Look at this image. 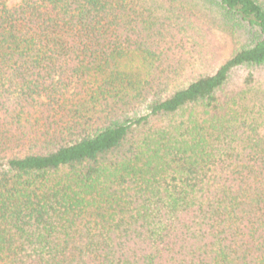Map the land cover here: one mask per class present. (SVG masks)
<instances>
[{"label":"trees","instance_id":"obj_1","mask_svg":"<svg viewBox=\"0 0 264 264\" xmlns=\"http://www.w3.org/2000/svg\"><path fill=\"white\" fill-rule=\"evenodd\" d=\"M202 1L212 71L156 0H0V264H264V0Z\"/></svg>","mask_w":264,"mask_h":264},{"label":"rangeland","instance_id":"obj_2","mask_svg":"<svg viewBox=\"0 0 264 264\" xmlns=\"http://www.w3.org/2000/svg\"><path fill=\"white\" fill-rule=\"evenodd\" d=\"M156 2L164 6L163 11L155 13L156 15L164 13L166 17L173 15L174 17L171 18H175L176 12L178 13V24L174 26L183 27L180 32L184 37L182 38L184 43L181 52L191 58L193 63L191 67L199 71L215 70L238 47L236 36L228 27L225 28L221 25V15L217 13V10H214L211 3L207 4L202 0H176L173 10H168L170 4L167 0H156ZM172 21L174 22V19ZM185 23L187 28L184 26ZM127 62V65L132 69L140 64V61L135 57L127 58ZM184 67L191 68L188 64H185ZM139 71L138 67L137 72Z\"/></svg>","mask_w":264,"mask_h":264}]
</instances>
